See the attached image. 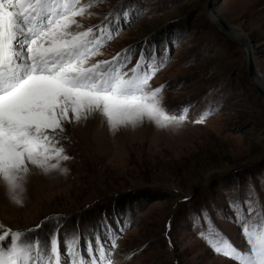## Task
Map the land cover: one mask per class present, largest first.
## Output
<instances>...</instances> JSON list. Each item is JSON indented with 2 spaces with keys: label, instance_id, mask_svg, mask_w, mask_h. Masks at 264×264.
Masks as SVG:
<instances>
[{
  "label": "rangeland",
  "instance_id": "374dc122",
  "mask_svg": "<svg viewBox=\"0 0 264 264\" xmlns=\"http://www.w3.org/2000/svg\"><path fill=\"white\" fill-rule=\"evenodd\" d=\"M208 3L96 0L91 16L77 18L88 27L111 13L113 28H119L96 59L129 48L138 56L141 48L156 45L163 60L168 48L167 62L151 84L165 85L168 108L191 105L188 122L160 129L145 121L113 132L96 114L88 130L81 120V126L66 124L62 143L70 159L60 162L66 171L32 167L34 179L28 177L20 205L0 190V224L28 229L61 215L70 232L84 233L105 216L115 229L120 218L127 223L115 264H233L198 235L193 216L207 209L216 228L244 244L240 228L227 219L233 213L225 192L235 199L239 185L243 197L252 183L264 201V99L248 82L244 50L226 38L216 18L211 22ZM121 6L130 18L125 22L120 12L117 23ZM212 9L249 45L264 82V0H213ZM205 110L212 114L193 123ZM55 225L53 220L44 229Z\"/></svg>",
  "mask_w": 264,
  "mask_h": 264
},
{
  "label": "snow or ice",
  "instance_id": "6c2138e0",
  "mask_svg": "<svg viewBox=\"0 0 264 264\" xmlns=\"http://www.w3.org/2000/svg\"><path fill=\"white\" fill-rule=\"evenodd\" d=\"M95 4L0 0V182L17 205L23 203L32 167L45 173L66 171L60 165L70 159L62 143L66 124L96 114L113 132L145 121L160 129L188 122L191 105L168 108L163 102L165 85L151 84L167 62L168 48L163 60L156 45L151 51L141 48L138 56L129 48L111 59H96L119 28H113L111 13L97 25H81L77 18L91 16ZM120 12L127 22L130 12L125 6L118 10L116 22ZM167 43L171 47L172 41ZM211 114L205 110L192 122L203 123ZM239 191L237 185L235 199L225 195L233 213L227 219L240 228L243 245L216 228L207 209L195 213L193 226L215 253L233 264H264V201L252 183L243 197ZM63 219L46 217L28 229L0 224V264H115L126 220L117 218L114 229L105 216L99 227L79 233L70 232ZM53 220L55 228L45 231L44 225Z\"/></svg>",
  "mask_w": 264,
  "mask_h": 264
},
{
  "label": "water",
  "instance_id": "95a60500",
  "mask_svg": "<svg viewBox=\"0 0 264 264\" xmlns=\"http://www.w3.org/2000/svg\"><path fill=\"white\" fill-rule=\"evenodd\" d=\"M212 1L213 0H209L208 9L213 12L218 24L224 29L226 38L230 39L232 42L236 43L244 50L246 54V74L248 82L255 89V91L264 99V91L255 83L257 70L254 66L251 48L244 41H241L233 36L232 31L221 21L218 14L212 9Z\"/></svg>",
  "mask_w": 264,
  "mask_h": 264
},
{
  "label": "bare ground",
  "instance_id": "6f19581e",
  "mask_svg": "<svg viewBox=\"0 0 264 264\" xmlns=\"http://www.w3.org/2000/svg\"><path fill=\"white\" fill-rule=\"evenodd\" d=\"M211 13H212V15L214 16V14H213V12H209V14H208V17L211 15ZM210 19H211V17H209ZM211 22H213V23H215L216 24V20H215V16H214V21H211ZM260 79V76L257 74L256 75V77H255V83L264 91V82ZM81 121H83V124L84 125H86V123H87V128H86V130H88L89 128H90V124H91V118H88V119H82ZM81 121H79L78 122V124L81 126V124H82V122ZM31 179H34V174L32 173V170H31V174H30V176H29ZM28 179V178H27ZM26 184L28 185V183H27V180H26V182H25V185H24V189H27V187H26ZM0 190H6L5 189V186H4V184L2 183V182H0Z\"/></svg>",
  "mask_w": 264,
  "mask_h": 264
}]
</instances>
